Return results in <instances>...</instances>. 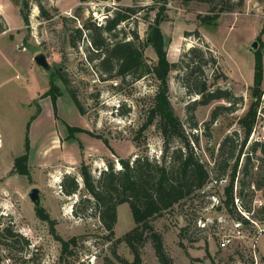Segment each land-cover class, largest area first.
<instances>
[{"label": "rangeland", "instance_id": "1", "mask_svg": "<svg viewBox=\"0 0 264 264\" xmlns=\"http://www.w3.org/2000/svg\"><path fill=\"white\" fill-rule=\"evenodd\" d=\"M152 4V0H44V7L49 11L56 8L58 14L52 20L43 19L32 6L27 26L20 17L17 0H0V27L5 28L0 33V264L133 261L127 244L115 243L133 228L128 204L117 207L114 235L106 238L98 217L85 213L87 203L81 200L92 199L85 191L80 170L86 166L98 178L109 163L115 170L121 168L117 158L130 163L138 156L160 161L163 144L156 124L139 131L147 119L157 82L150 76L134 81L129 77L124 81L106 77L96 59L90 60L95 56L85 36H95V26L104 25L105 18L118 7L133 6L138 14L120 24L115 34L118 39H130L134 30L143 43L148 21L156 13L151 10ZM166 8V20L160 29L168 61L179 65L168 77L170 103L206 163L210 177L202 192L154 218L151 225L161 234L172 264H264V221L243 208L248 205L254 211L264 205V188L258 190L255 185V181L261 184L264 180V143L249 154V176L244 178L241 168L253 142L245 145L233 184L236 213L248 220V225L237 223L235 216L227 212L224 188L229 179L217 181L213 170L214 162L221 160L218 147L222 140L234 132L238 143L243 139L240 120L254 101V41L256 51L262 53L260 89L264 88V0H212L211 4L202 0H168ZM75 12L78 18L74 21L71 18H75ZM198 16H217L215 27H206ZM84 21L92 24L90 32L84 33L76 48H71L73 29L80 28ZM191 48H195V54L185 57ZM199 50L204 57L198 55ZM209 53L215 63H211ZM38 54L45 56L50 72L36 65L34 58ZM143 55L149 64L156 62L150 46H144ZM57 69L66 83L56 74ZM191 71V78L197 75L210 90L221 88L232 94L237 100L232 101L233 110L221 112L208 124L212 111L218 106L227 107L228 101L191 108L192 102L199 99L188 92L193 86H186V74ZM51 78L60 93L56 110L50 96H45ZM70 96L80 103L83 115ZM190 117L195 127H190ZM68 126L83 132L69 130ZM27 137L29 177L20 176L13 169L14 159L24 154ZM171 146L180 144L173 141ZM65 174L75 176L79 186L77 194L69 197L60 186ZM242 178L245 196L239 199ZM32 188L38 189V207L28 197ZM36 208H42L55 221L54 236L49 225L37 217ZM188 223L183 249L179 247L178 233ZM5 229L15 235L9 246L4 243ZM55 236L63 241L75 239L69 247L71 255H61V244ZM226 236L231 243L222 249L219 244ZM139 252L141 264H158L149 240Z\"/></svg>", "mask_w": 264, "mask_h": 264}, {"label": "trees", "instance_id": "2", "mask_svg": "<svg viewBox=\"0 0 264 264\" xmlns=\"http://www.w3.org/2000/svg\"><path fill=\"white\" fill-rule=\"evenodd\" d=\"M43 1L17 0L19 14L25 25L28 26L29 24L32 6L38 9L39 17L43 19L52 20L54 15L58 14L56 8L51 9V11L47 10L43 5ZM202 1L212 3V0ZM152 2L151 10L156 11V13L153 20L148 21L146 38L143 43L140 42L139 35L134 30L130 32V39H118L117 34H115L120 24L133 19L138 14V9L135 7L123 6L115 9L109 17L107 16L104 25L95 26L93 29L95 36L89 33L90 26L92 25L89 21H84L80 28H74L75 37L71 38L69 44L71 48H76L77 42H80L83 39L84 33L88 32L89 34L85 38L88 37L90 40L93 49L92 53L95 56L90 57V60L96 59L98 62L97 66L107 75L106 77H116L121 81L129 77L134 81L150 76L157 82L155 93L147 110V119L139 131H144L154 123L156 124L163 144L160 161H150L147 157L138 156L130 163L128 159L117 158L121 168L115 170L113 164L109 163L107 169L100 172L98 178H94L86 166H82L80 170L85 191L92 199V201L89 198L81 200V202L87 203L85 213L89 211V215L98 217L101 226L107 232L106 238H111L114 235L117 207L122 204H128L129 206L133 228L115 241V243H126L133 254V261L128 263L120 260L123 264H141L139 251L147 240L152 244L158 264H172V259L165 251L162 236L153 228L151 221L163 213L172 210L175 206L191 199L197 193L202 192L210 177L206 163L202 161L196 152L194 142L190 140V135L187 134L182 122L175 115L168 95L169 74L179 68L178 63H171L167 59L166 41L160 29V24L166 20L165 11L167 10L168 0H152ZM74 17L71 19L75 21L78 18V12H75ZM216 17L198 16L201 23L208 28L215 27ZM4 29L0 27V33ZM263 31L264 28L261 33ZM142 45L150 46L154 51L156 55V62L154 64L147 62L143 55L144 46ZM195 52V48H191L184 56L188 57L190 54H195ZM197 52L198 55L204 57L205 54L202 50ZM208 55L211 63H215L210 53ZM253 70L251 94L254 101L244 118L240 120L243 129V139L238 143L236 132L226 136L218 147V156L221 160L215 161L213 167L217 181L223 180L224 177H228L229 179L228 185L224 188V207L231 216H235L237 223L245 225H248L249 221L236 213L233 184L238 171L240 157L244 154L243 149L254 122L256 99H258L261 93L263 63L262 53L259 49L254 52ZM56 74L66 83L58 69L56 70ZM192 74L193 71L186 74L188 75L186 77V86L188 88L189 85L193 86V89H188V92L195 94L199 99L192 102L191 108L197 105H208L218 100H227L231 104L230 107H216L211 113L208 124L213 123L221 112H231L233 110L234 105L232 101L236 103L237 100L232 97V94L221 88L210 90L206 82L200 81L197 75L192 79ZM59 95V89L53 85V79L51 78V87L45 96H50L54 110H56V99ZM70 97L81 115H83L84 111L75 96ZM189 121L191 122L190 127L196 126L192 117L189 118ZM68 129L83 132L80 128L68 126ZM192 136L194 141L197 142L196 135L192 134ZM173 141H178L180 146L172 147L171 143ZM261 146L262 144L260 143H252L250 151L245 155L246 158L241 168L244 178L249 176L251 165L249 154H252ZM261 151L264 155V148ZM29 152L30 141L27 137L24 145V154L16 157L13 163L15 173L20 176L29 177ZM244 178L241 180L237 193L239 199L245 196ZM255 185L258 190L264 188V180H262L261 184L255 181ZM60 186L62 193L68 197L77 194L79 191L75 176L69 174L64 175ZM243 208L247 213L255 212L256 216L254 217L252 214V217H258L257 220L264 221V205H261L258 209H254V211L248 205H243ZM75 214H78V212H75ZM36 215L41 221L49 225L50 232L54 236L55 221L51 220L42 208H36ZM188 229L189 223L182 227L178 233L180 240L179 247L183 249L185 247L182 244V240L185 238V232ZM13 236H15L13 233L5 229V246L11 244ZM55 237L61 244V255H71L69 247L75 243V239L63 241L57 236ZM112 253L115 255L114 251ZM1 261L2 259L0 258V263Z\"/></svg>", "mask_w": 264, "mask_h": 264}, {"label": "built area", "instance_id": "3", "mask_svg": "<svg viewBox=\"0 0 264 264\" xmlns=\"http://www.w3.org/2000/svg\"><path fill=\"white\" fill-rule=\"evenodd\" d=\"M256 108H255V118L249 133L246 145L250 143H264V88L261 89L260 96L256 99ZM227 107H230L231 104L227 103ZM244 156V154H242ZM231 243L230 237H224L221 239L219 244L220 248L224 249L228 247Z\"/></svg>", "mask_w": 264, "mask_h": 264}, {"label": "water", "instance_id": "4", "mask_svg": "<svg viewBox=\"0 0 264 264\" xmlns=\"http://www.w3.org/2000/svg\"><path fill=\"white\" fill-rule=\"evenodd\" d=\"M256 41H254L251 45V49L255 52L256 51ZM34 62L36 63L37 66H39L40 68H42L44 71L46 72H50L51 67L50 65L47 63L46 58L43 54H38L37 56H35L34 58ZM28 197L30 199V201L34 204L35 207L39 206V195H38V189L37 188H32L29 193H28Z\"/></svg>", "mask_w": 264, "mask_h": 264}]
</instances>
